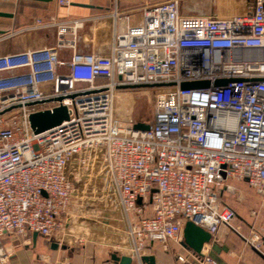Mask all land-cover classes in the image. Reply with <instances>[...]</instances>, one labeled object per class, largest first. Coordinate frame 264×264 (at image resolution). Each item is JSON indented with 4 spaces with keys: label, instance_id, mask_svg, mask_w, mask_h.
Returning <instances> with one entry per match:
<instances>
[{
    "label": "built area",
    "instance_id": "2783aa9c",
    "mask_svg": "<svg viewBox=\"0 0 264 264\" xmlns=\"http://www.w3.org/2000/svg\"><path fill=\"white\" fill-rule=\"evenodd\" d=\"M105 18L113 35L104 53L78 50L82 21L53 20L54 47L0 56V241L31 233L62 240L71 203L67 168L90 151L93 161L103 157L128 224L131 264H144L147 244L182 242L187 222L211 238L226 227L262 253L258 232L249 225L250 238L242 236L237 213L220 203L214 186L245 182L264 206V0L225 17L183 15L180 0L128 12L114 1ZM194 82L208 86L182 88ZM136 88L153 95L150 120L139 122L146 131L115 116L119 92ZM60 106L68 119L35 134L30 115ZM8 256L0 242V263ZM191 258L218 264L204 248Z\"/></svg>",
    "mask_w": 264,
    "mask_h": 264
},
{
    "label": "crops",
    "instance_id": "0c3cea01",
    "mask_svg": "<svg viewBox=\"0 0 264 264\" xmlns=\"http://www.w3.org/2000/svg\"><path fill=\"white\" fill-rule=\"evenodd\" d=\"M70 1L71 5L61 7L58 5V0H0V12L11 14V17H0V32H2L0 34V56L54 47L58 39V28L56 26L48 27L53 20L56 23L82 21V26L77 30L78 50L85 53L92 51L104 53L108 49L113 35L112 22L105 17L113 10L114 1H116L120 12H128L159 3L161 0ZM182 1L180 0V4ZM254 1L230 0V2L241 5L235 9L236 13L233 15L249 13ZM212 2L218 4L221 1L212 0ZM192 10L194 16H219L217 8H214V12L209 14L203 10L196 11L195 7ZM137 19L138 14L135 15L134 20ZM37 21L40 23L38 24ZM66 38L69 37L66 36ZM60 56L63 59H69L70 51L62 50ZM76 159L77 161L73 157L67 168L71 203L66 216L62 240L58 237L47 240L38 234L34 236V233L25 237L3 235L0 241L1 247L9 255L6 264H115L110 259L111 255L131 256L134 243L128 234L129 227L118 206L113 189L114 205L104 209H109L106 211L108 216L115 212L118 221L99 223L91 220L83 228L72 219L70 211L73 205L78 202L80 180L75 177L77 175H72L70 163L78 162L80 165L85 163L81 157ZM110 186L112 188L111 184ZM149 214L150 209L146 216ZM258 227L262 231L264 230V215L260 216ZM182 243L183 241L178 243L172 240H167L164 243H150L146 245L143 256L152 257L154 264H193L192 251L185 248ZM56 244L57 247L54 246ZM212 245L217 247L216 255L222 264H264V252L258 253L245 243L243 238L226 227H222L218 234L211 238L210 243L204 245L203 248L210 253ZM177 256L183 257L185 262L178 261Z\"/></svg>",
    "mask_w": 264,
    "mask_h": 264
},
{
    "label": "rangeland",
    "instance_id": "374dc122",
    "mask_svg": "<svg viewBox=\"0 0 264 264\" xmlns=\"http://www.w3.org/2000/svg\"><path fill=\"white\" fill-rule=\"evenodd\" d=\"M166 0H161L164 2ZM183 15H194L192 8L196 11L213 13L214 8L219 10V16H230L235 14L240 3L229 2L213 4L212 0H183L180 4ZM234 9V10H233ZM135 18V17H134ZM122 94V100H116L115 116L121 121L131 120L134 123L147 122L151 118L153 95L152 91L146 88H136L128 91L119 92ZM94 153L83 151L74 158L81 157L85 163L83 165L78 162L70 163V171L72 175L78 177L80 182L78 191V202L73 205L70 211L72 219L83 228L88 221H97L106 223L118 221L116 213L113 212L108 216L104 209L107 206L114 205L113 193L110 186L111 182L108 177L107 167L103 157L98 155L95 161ZM93 161V162H92ZM95 162V163H94ZM215 192L219 197L222 205L232 208L237 213L235 225L240 227V232L244 238H250L249 225L254 227L261 237V251L264 252V230L258 227V221L261 215H264V206H259V199L256 192L246 183L235 179H227L216 183ZM256 211V215L253 212ZM149 213V208L144 210L143 216ZM111 220V221H110ZM73 221V222H74ZM245 229V233H244Z\"/></svg>",
    "mask_w": 264,
    "mask_h": 264
},
{
    "label": "water",
    "instance_id": "95a60500",
    "mask_svg": "<svg viewBox=\"0 0 264 264\" xmlns=\"http://www.w3.org/2000/svg\"><path fill=\"white\" fill-rule=\"evenodd\" d=\"M36 1H50V0H36ZM0 17H11V14L0 12ZM1 33L2 32H0V34ZM225 84H227V81L216 82V86H222ZM207 86H208L207 82H194V83L183 84L182 88L192 89V88H204ZM67 119H68L67 110L63 106L53 109L52 112L50 111L38 112L31 114L29 117L31 129L35 134L41 133L45 130L58 126ZM134 130L146 131L148 130V125L137 123L134 125ZM222 177L223 179H225L224 174L222 175ZM138 204H140V201H138ZM34 236H37V234L34 233ZM210 241H211V237L206 231L195 226L191 222H187L185 224L183 229V243H182V245L185 248L191 250L195 254L201 255L203 246L209 244ZM54 246L57 247L58 245L56 244ZM217 253H218L217 247L215 245H212L209 256L212 259H214L218 264H222L217 258L216 255ZM110 259L115 264H131L130 257H125V256L118 257L117 255L113 254L111 255ZM142 261L144 264H154V260L152 257L143 256Z\"/></svg>",
    "mask_w": 264,
    "mask_h": 264
},
{
    "label": "bare ground",
    "instance_id": "6f19581e",
    "mask_svg": "<svg viewBox=\"0 0 264 264\" xmlns=\"http://www.w3.org/2000/svg\"><path fill=\"white\" fill-rule=\"evenodd\" d=\"M65 235V234H64Z\"/></svg>",
    "mask_w": 264,
    "mask_h": 264
}]
</instances>
